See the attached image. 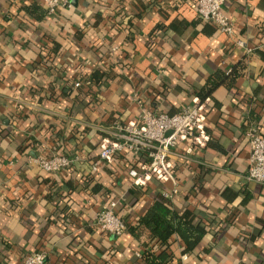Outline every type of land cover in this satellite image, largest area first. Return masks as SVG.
I'll return each instance as SVG.
<instances>
[{
    "label": "crops",
    "instance_id": "crops-1",
    "mask_svg": "<svg viewBox=\"0 0 264 264\" xmlns=\"http://www.w3.org/2000/svg\"><path fill=\"white\" fill-rule=\"evenodd\" d=\"M33 5L47 11L40 0H0V264L36 251L46 264H138L139 241L127 229L104 232L97 211L118 200L126 224L135 223L174 184L134 183L129 170L144 157L100 160L102 147L116 124L138 119L141 104L172 114L197 103L206 144L173 151L171 202L196 210L210 232L205 248L172 264H264V185L247 179V131L256 125L264 135V0H225L244 46L201 21L197 0H73L71 18L41 20ZM240 60L247 68L235 87L202 101L207 77ZM53 152L78 160L56 174L30 162Z\"/></svg>",
    "mask_w": 264,
    "mask_h": 264
},
{
    "label": "built area",
    "instance_id": "built-area-1",
    "mask_svg": "<svg viewBox=\"0 0 264 264\" xmlns=\"http://www.w3.org/2000/svg\"><path fill=\"white\" fill-rule=\"evenodd\" d=\"M47 8L49 15H54L61 7L70 8L73 0H40ZM198 17L205 22L213 23L220 32L232 38L237 45L244 42L237 37L235 22L225 13V0H197ZM83 82L76 81L75 87ZM204 114L202 105L192 104L177 113H165L152 110L141 104L139 117L134 122L118 123L109 131V138L100 153V160L113 161L122 154L142 155L145 159L140 166L130 168L129 176L136 184H146L156 178L173 182L172 192L164 197L173 201L177 193V180L172 172L170 157L181 142L206 144L207 134L204 131ZM250 146L247 179L264 185V135L254 125L247 131ZM78 157H71L53 152L50 155L31 156L30 162L49 173H60L71 167ZM97 169L96 163L93 164ZM119 201L112 200L104 205L96 214V224L104 232L120 236L126 229L125 219L119 213ZM140 255V254H138ZM183 260L188 256L184 254ZM47 255L43 251L28 254L22 264H46Z\"/></svg>",
    "mask_w": 264,
    "mask_h": 264
},
{
    "label": "trees",
    "instance_id": "trees-1",
    "mask_svg": "<svg viewBox=\"0 0 264 264\" xmlns=\"http://www.w3.org/2000/svg\"><path fill=\"white\" fill-rule=\"evenodd\" d=\"M38 10L41 11V14H37L40 20L52 16L48 14L46 9L43 10L39 6L33 5L32 8H28V11L33 14L38 13ZM58 13L62 18L72 17L64 7L59 8L54 16ZM246 68V62L240 60L229 71L225 69L215 71L207 77L204 87L198 92V96L202 101H205L221 86L232 90L238 79L245 74ZM105 74V72L99 71L98 76L95 75L92 78L93 82H97ZM90 190L97 193L101 187L96 184ZM116 192L122 195L123 187H117ZM135 197L134 205L139 201L137 195ZM126 203L131 202L126 201ZM124 210L128 211V208L124 207ZM127 230L143 247V251L137 259L138 264H172L179 253L187 256L194 255L205 248V237L210 232L209 226L201 220L196 210L189 209L185 212H179L169 199L161 196L153 198L135 223H127ZM175 240L182 243L180 252L173 248Z\"/></svg>",
    "mask_w": 264,
    "mask_h": 264
}]
</instances>
